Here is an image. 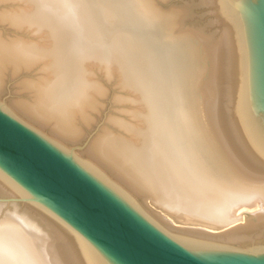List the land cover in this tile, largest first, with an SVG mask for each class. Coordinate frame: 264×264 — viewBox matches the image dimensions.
<instances>
[{
	"label": "bare ground",
	"instance_id": "1",
	"mask_svg": "<svg viewBox=\"0 0 264 264\" xmlns=\"http://www.w3.org/2000/svg\"><path fill=\"white\" fill-rule=\"evenodd\" d=\"M12 1L21 5L0 21L35 39L0 33L2 105L89 160L171 232L264 244V163L245 151L229 34L212 0L203 2L218 39L181 30L186 9L160 11L154 0ZM35 68L37 78L13 84L29 101L3 99L7 73ZM100 74L124 91L113 99L126 117L109 118L117 130L79 148L108 94ZM6 194L17 195L0 180ZM10 212L0 222V264H61L47 225L29 207Z\"/></svg>",
	"mask_w": 264,
	"mask_h": 264
},
{
	"label": "water",
	"instance_id": "2",
	"mask_svg": "<svg viewBox=\"0 0 264 264\" xmlns=\"http://www.w3.org/2000/svg\"><path fill=\"white\" fill-rule=\"evenodd\" d=\"M228 34L245 151L264 163V0H212ZM0 180L53 232L61 264H264V244L171 232L89 160L0 103Z\"/></svg>",
	"mask_w": 264,
	"mask_h": 264
},
{
	"label": "rangeland",
	"instance_id": "3",
	"mask_svg": "<svg viewBox=\"0 0 264 264\" xmlns=\"http://www.w3.org/2000/svg\"><path fill=\"white\" fill-rule=\"evenodd\" d=\"M156 1V2H155ZM155 5L157 10L160 11H170L172 9H186V13H188L183 21V24L181 26V30H186V31H190L192 33H194V31L208 37V38H214V39H218V35H219V31H220V27H219V22H217L216 20V15L213 13V11L211 10V8L209 6H207L203 0H154ZM18 1H12V0H0V12L3 10H8L11 9L12 7L14 8V6L16 7V5H21L20 2L18 3ZM18 5V6H19ZM169 9V10H168ZM188 10V11H187ZM211 10V11H210ZM25 32V33H24ZM0 33L3 35V37L5 39H11L13 37L17 36H21V34L25 37L28 36L30 33H27V31L25 30H21L18 31L16 29H14L13 27L7 25L4 22L0 21ZM22 36V37H23ZM31 36V37H30ZM20 37V38H22ZM23 37V38H24ZM28 37L33 38L34 36L32 34H30ZM28 37H25L24 39H30ZM35 39V38H33ZM38 70V71H37ZM40 72L39 69H32L30 71L27 72H21L18 74V76L16 78H10V74L7 73V78L5 79L6 82V89L4 92V98L5 100L9 99L10 97H15V95L17 96H21L22 99L24 100H30L31 99V94L30 91L28 90H24L21 93L18 92L17 94H15V90L14 88H16L15 86H17V84L19 82H21V80L23 79H35L39 76ZM23 75V76H22ZM25 75V76H24ZM20 76V77H19ZM22 76V77H21ZM30 76V77H29ZM21 78V79H20ZM8 79V80H7ZM10 79V80H9ZM12 79L15 81H12ZM19 79V80H18ZM100 81L105 80V85L107 87L108 90V94L107 96H104L102 98L99 99L100 105L102 104V106H100L96 111H91L90 112V117L91 119L94 121H92V126L86 128L85 127V132L87 134H85L84 139H82L81 144L79 143L77 146H79V148H81L82 146H84L86 144V141L88 138H91L94 135H97L102 129L108 127L113 130H117L116 127H112L113 124L109 122V118H125L126 114L124 113V110L127 109L126 108V104H122L120 102H115V100L113 99L114 96L118 95V94H123L124 91H122L121 89H119L117 87V83L115 80H107L105 78H103V76H99ZM17 80L19 81L17 83ZM16 83V85H15ZM15 86H14V85ZM13 87V88H12ZM13 89V90H12ZM14 91V93H13ZM13 93V94H12ZM103 99V100H102ZM94 116V117H93ZM96 120H95V119ZM91 128V129H89ZM84 140V141H83ZM5 197V195H4ZM147 204L150 205V201H147ZM10 207H7L9 206ZM12 205L15 206V208L12 207ZM150 207L154 210H158L154 205H150ZM9 208V209H8ZM16 210L17 213L21 214L24 213V211L27 210V206L26 204H15V203H3L1 210H0V222H2V220H4L5 216L10 214L12 215V213L10 211H12L13 209ZM161 214H163L161 212ZM169 218V217H167ZM170 221L171 218H169ZM174 222V221H172ZM38 224V228H40V230L43 229L42 225H40L39 222H37ZM175 226H178V223L174 222L173 223Z\"/></svg>",
	"mask_w": 264,
	"mask_h": 264
}]
</instances>
